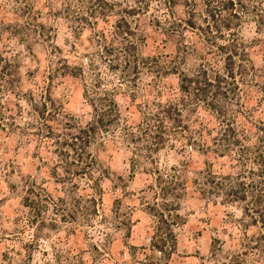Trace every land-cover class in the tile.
Returning <instances> with one entry per match:
<instances>
[{
    "label": "clouds",
    "instance_id": "1",
    "mask_svg": "<svg viewBox=\"0 0 264 264\" xmlns=\"http://www.w3.org/2000/svg\"><path fill=\"white\" fill-rule=\"evenodd\" d=\"M228 2L229 0H213L212 6L217 9L218 28L208 35L211 41L209 44L203 45L199 34L193 33L203 46V51L211 53L210 57L201 61L193 53L191 59L185 62L173 59L178 53L169 48V55L162 57L161 62L168 66L171 63L177 64V84L185 75L197 77L198 66L206 63L212 69L209 79L215 83V76L219 74L225 78L227 88L229 85L224 67L225 58L217 53L215 46L223 45L224 53L227 54L239 44L242 54L234 59L238 68L242 65L240 70L245 73L238 77L242 91L235 100L229 97L224 106L228 117H239L243 122L246 128L243 135L248 137L244 143L251 146L256 144L259 136L264 135L256 130L257 125L264 122V90L259 87L264 84V0H231L234 7L223 10V4ZM116 3L119 7L140 6L136 0H116ZM25 5L38 11L21 16L18 10H22ZM182 6L183 0H180L177 11L185 15L190 9ZM0 10L7 18L6 23L0 25V203L7 202L4 205L5 222L0 229V264H78V259L67 254V244L56 239L47 228L41 231L38 225L26 227L23 220L17 224L12 223L14 215H28L29 210L20 203L26 195V189L34 187L33 180L39 185L40 178L47 177L53 167L60 177H65L69 175L66 170L74 171L88 166L86 171L91 179L80 181L82 185L88 187L96 182L110 190L112 185L118 184L117 176L127 178L130 163L135 164L137 171L156 167L148 163L152 158L149 149L154 143L161 119L165 121L166 137L172 138L168 141L170 145L172 140L180 139L177 136L178 130L171 120L160 113V97L156 94L159 91V81L144 70L135 86L130 82V76L123 78L122 82L121 74L114 73L109 78L110 82L106 80L101 88H95L93 85L99 79V68L96 66L99 59L95 62L89 59L86 68L88 76L81 77L78 84L73 81V86L84 95L81 98L77 94L72 99V88H69L66 80L61 79L65 71L61 67L64 63L62 54L71 52V62L84 66L86 62L81 58L80 51L73 49V45L81 44L74 33L83 31L86 36L91 37L96 31L92 17H89L93 20L92 24H78L75 21L77 15H87L84 6L77 4L76 0H0ZM195 10L196 23L205 29L211 27V23H202L207 19L204 0H199V6ZM161 12L164 14L161 15ZM53 13H59V16L53 17ZM170 13V9L164 8L162 0H153V15L171 23L177 17ZM116 19L118 17L112 14L109 28ZM41 24L45 25L43 29ZM226 24H231L232 27L226 29ZM48 27L59 29V39L55 31L51 33L52 39H48ZM187 43L193 44V41L189 40ZM57 46L63 50L62 53ZM83 50L81 45V51ZM87 50L99 53V48L94 43ZM243 52L248 54L247 57ZM5 65L9 66L7 71H4ZM103 67L106 69L107 65ZM49 96L51 99H48ZM113 98L119 101L121 110L131 111L124 112L123 117L118 118L115 110H108L111 108L108 101ZM165 100L179 110L178 119L190 126L189 135L199 143L208 146L212 137L222 131L224 125L218 119H212V114L207 113V100L202 96L197 97L195 91L186 94L178 87L172 88L168 90ZM39 114H43V119ZM205 115L208 119L202 120L201 117ZM209 128L212 129L211 136L201 139L200 134L207 132ZM82 129L86 139H80ZM65 142L74 147H62ZM183 143L181 139V146ZM192 155L195 152L189 148L187 153L170 158L167 164L176 165L183 172L185 170L181 169L178 161L190 159ZM204 158L206 157H198ZM167 164L162 168L161 174L170 179ZM239 171V167L232 169L233 174ZM186 176L190 182H198L193 185V192L204 187V176L198 174L197 170H187ZM154 179V176L150 177L149 182H154ZM62 186L68 187L70 183ZM143 187L145 192H138V195H147V182ZM34 191L39 192L40 189L35 188ZM32 199L39 197L34 194ZM159 203L180 201L170 196L167 200L160 199ZM55 206L50 202V208ZM232 210L235 211L236 218L242 215L241 211L236 210V206ZM184 211H187V207ZM155 219L153 218V223ZM110 229L111 225H106L104 233ZM228 233V242H222L215 249L209 248L211 241L207 237L203 246L195 244L196 248H201L203 255L195 257L190 264H264V239H260L264 236V228L245 229L233 221L228 226ZM102 234L96 233V239L100 240ZM208 235L215 236L217 232L209 228ZM38 241L39 249L36 248ZM26 244L33 245V248H26ZM44 249L49 252L46 257L42 255ZM61 251L64 252L62 256L59 255ZM85 260L91 264L87 255Z\"/></svg>",
    "mask_w": 264,
    "mask_h": 264
},
{
    "label": "rangeland",
    "instance_id": "2",
    "mask_svg": "<svg viewBox=\"0 0 264 264\" xmlns=\"http://www.w3.org/2000/svg\"><path fill=\"white\" fill-rule=\"evenodd\" d=\"M194 1H196V6L193 7L195 10L199 6V0ZM210 1L212 2L213 0ZM107 2L108 5L101 6L103 11H113L118 17L114 22H111L110 28L108 24L111 16L106 18L99 17L97 19L92 17L94 18L96 29L94 36H86L83 31L74 33L75 38L81 44L73 45V49L80 51L81 58L86 62L85 65L73 64L71 62V52L67 55L62 54L64 63L61 67L65 71L62 73L61 79L66 80L69 88H72V99H75L77 94L81 98L84 95V93L79 92L78 88L73 86V81L78 84L81 77H87V61L92 59L95 62L98 58L99 64L96 66L99 68L97 72L99 79L93 87L97 86L101 88L106 80L110 82L109 78L114 73L121 74L122 82L123 78L130 76V82L135 86V82L140 79L141 72L144 70L151 73L159 81L157 85L159 91L156 93L160 97L159 103L167 102L165 96L168 95V90L179 88L180 85V81L179 84L176 82L177 64L171 63L168 66V64L161 62L162 57L169 55L168 49L172 48L178 53V56L173 57V59H182L185 62L191 59L193 53L197 54L200 59L202 58L201 55L205 54L203 46L197 41V37L193 35V33H198L202 39L207 35L206 29L196 23V10L193 15L189 12L181 15V12L177 11L180 7L178 5L171 11L177 19L169 23L167 20L162 21L160 16L152 14L153 0H136L140 5L136 8L119 7L116 0H107ZM224 5H227V3H224ZM139 9L140 11L137 15L122 19L126 13L131 14L133 10ZM18 11H20L21 16H27L28 13L38 10L25 5L22 10ZM205 11L206 7L204 6ZM163 14L161 12V15ZM84 17L86 18H81V15H77L74 19L78 24L93 23V20L89 19V16L87 17L85 15ZM144 17H147V19H143ZM6 20L7 18L4 12L0 10V25L5 24ZM190 23L194 25V28L189 26L192 25ZM202 23H211V27L214 26V22L210 18L203 20ZM40 27L43 29L45 25L41 24ZM230 27H232L231 24ZM53 31L57 33V39H59V29H53L52 27H48V39H52L51 33ZM189 40H192L193 44L187 43ZM93 43L99 48V53H90L87 50ZM81 45L83 46V51H81ZM57 48L62 53L63 50L59 46ZM103 65H107L106 69ZM259 87L261 90H264V84L259 85ZM48 99H51V96ZM114 100L117 103L120 117H123L124 112L131 111V109L121 110L119 101L115 98ZM50 137L51 134H49ZM187 150L180 151L178 143H175V147L170 148L167 146L153 155L156 161L155 164H151L149 161L148 163L155 165L161 171L170 158L187 153ZM194 152L195 155H192L190 159L178 161L181 169L185 170L182 172L179 169V174L182 176V180L186 182L187 189L186 195L180 200V209L177 212L180 216V224L174 227L177 241L176 250L165 264H190V261L194 260L195 257L203 255L201 248H196L195 244L198 243L203 246L205 237H207L211 241L209 248L215 249L222 242H228L229 224L235 221L244 228L242 224L248 221V219L246 221L245 219L242 220L243 204H221L220 199H216V202H211L210 200L202 198L197 192H193V180L190 182L187 178V170L195 169L199 172L205 169L206 164L213 162L214 171L227 172L225 168L226 159L216 160L211 155H204L199 151ZM198 157L206 158L198 159ZM200 166H202V169ZM172 167H176V165L167 164V171ZM149 170L137 171L136 166L132 169V163H130L127 178L117 176L118 184L112 185L110 190H106L103 185L98 184L97 192L92 190V187L95 186L94 183L88 187H84L80 182L84 180H80L78 182L79 189L77 196H82L83 198L95 197L96 201V215L88 216V219L91 221L90 226L78 222V220L82 221L79 215H76L77 220L71 223H61L59 215H54L51 209H49L47 218L56 220L58 224L57 228L54 229L45 225L44 227H38L39 230L43 231L47 228L48 232L55 236L56 239L65 242L67 244V254L73 259H78V264H89V261L85 260L86 255L91 261V264H97V262L99 264H155L150 259L153 256L150 249L153 234V220L149 215L147 205L153 202L154 194L150 190V187L154 185V182H149V180L154 175L148 173ZM49 180L51 181L50 184ZM146 182L147 195H138V192H145L143 185ZM32 184L34 188L44 189L54 200L63 198L64 196L57 195V193H61L62 188L52 177V170L48 173L47 177L40 178L39 185L34 180ZM13 187L15 186L13 185ZM23 202L24 198L20 203L25 208ZM68 202L72 201L69 199ZM6 203V201L0 203V229H2V225L5 222L4 205ZM71 204L73 205L74 202ZM234 206H236V210L242 213L239 218H236L235 211L232 210ZM185 207H187V211H184ZM28 217L29 212L27 217L14 215L12 217V223L17 224L23 220L26 227H31L34 224H30ZM72 217H75V214H72ZM106 225H111V229L107 233H104ZM221 225L223 227H220ZM209 228L211 231L217 232V235L209 236ZM96 233H103L100 240L96 239ZM86 240L89 242L85 243ZM80 245H84V247H80ZM25 247L32 249L33 245L26 244ZM36 248L39 249V241L37 242ZM48 254V249L42 250L43 256L46 257ZM59 255H64V252L61 251ZM155 257H158L157 254Z\"/></svg>",
    "mask_w": 264,
    "mask_h": 264
},
{
    "label": "trees",
    "instance_id": "3",
    "mask_svg": "<svg viewBox=\"0 0 264 264\" xmlns=\"http://www.w3.org/2000/svg\"><path fill=\"white\" fill-rule=\"evenodd\" d=\"M76 3L84 6L87 17L89 16L97 19L99 17L106 18L114 14L113 11H103L101 6L108 5L107 0H76ZM162 3L165 9H170L172 11L174 7L180 5V0H162ZM212 4L213 1L204 0V6L206 7L205 15L214 22V26L206 29L207 35L203 38L204 45L211 42L208 35L218 28L217 9L214 8ZM195 6L196 1L183 0L182 7L190 9L189 13L191 15L195 14V10L193 9ZM232 7H234V5H232L231 0H229L227 5L223 6V10ZM139 11L140 9L133 10L131 14L126 13L122 19L135 16ZM29 14L30 13H28V15ZM170 14H172V12ZM52 15L56 16L59 15V13H53ZM84 16L85 15H81V18H86ZM189 26L194 28L193 24ZM225 28H230V24H226ZM215 47L218 54L224 55V67L227 70V83L229 86L227 88L225 87V78L219 74L215 76V83H213L209 79V74L212 71L211 66L206 63H201L198 67V76L194 78L185 75L183 79L180 80L179 89L186 94L195 91L197 97H204L208 105L207 113L212 114V119H218L220 123L224 125L222 131L218 133L217 136H213L212 140L208 142V146H205L199 143L195 137L189 135L191 132L190 126L178 119L180 112L175 105L169 102L159 103L160 113L164 118L173 122L174 128L178 130L177 136L180 137V139H174L171 145L169 144L168 141L172 138L166 137L165 121L161 119L158 130L154 136V143L149 149L152 156L149 162L155 164L156 161L153 155L167 146L170 148L175 147V143H178L179 149L182 152L192 148L193 151H199L204 155H211L216 160L226 159V173L214 171L213 162L206 164L205 169L198 172V174L204 176V187L197 193L202 198L210 200L211 202H216V199H220L221 204H243L242 220L247 217L248 221L243 223L242 226L245 229L249 227L264 228V135L259 136L254 145L249 146L244 143L248 137L243 135L246 131L243 122L239 117H228L224 106V102L227 101L229 97L235 100L242 91L238 77L245 73L240 70L242 65L238 68L237 61L234 59V57L242 54V49L239 44H236L233 51L225 54L223 45ZM243 55L247 57L246 52H243ZM201 56V61H204L206 57L211 56V53L205 52V54ZM8 67V65H5L4 71H7ZM8 74L11 75V73ZM94 87L98 88L97 86ZM108 103L111 105V108L108 110H115L117 117L120 118L118 106L114 98L109 100ZM40 115L43 119V114ZM201 119L207 120L208 117L205 115L202 116ZM98 123H102V121H98ZM256 130L260 133H264V122L257 125ZM88 131H92V129H88ZM211 132V128H209L207 132H202L200 134L201 139L206 136H211ZM49 134H51V132H49ZM80 139H86L83 129ZM181 139H183L184 142L183 146H181ZM61 146L74 147L73 144H68L67 142ZM233 152H235V155H233ZM61 155H63V153H61ZM229 157H231V159H229ZM80 159H82V157ZM87 167L88 166H85L74 171L66 170L69 172V175L65 177H60L55 167L52 168V177L55 179V182L61 186V193L65 196H63V198L61 197L54 200L44 189L39 188L40 191L35 192L34 187H29L26 191L23 204L24 207L29 210L30 224L38 225V227L48 225L56 229L58 225L56 220L47 218V213L49 209H51L54 215H59L61 223H71L77 220L76 215H79L82 221L78 220V222L90 226L91 221L88 219V216L96 215L95 197L83 198L82 196H77L79 189L78 182L80 180L91 179V176L86 171ZM236 167H239L240 171L233 174L232 169ZM133 168H135L134 163H132V169ZM167 172L171 174L170 179L162 175L161 171L156 167L148 171V173L155 176L154 185L150 187V190H152L154 194L153 201H155V203L152 202L147 205V210L152 220L156 218L153 223V234L150 243V249L153 254L150 259L155 264H165L175 252L177 241L174 227L180 224V216L177 213L180 209V203L160 204L159 200H167L171 196L174 200L180 201L186 195L187 189L186 182L182 180V176L179 174V169H177V167H172ZM69 183L70 186L68 187L62 186ZM93 183L95 186L92 187V190L97 192L98 183ZM192 183L195 185L198 182L193 180ZM34 194L39 197V199H32ZM221 196L222 198H220ZM69 199L74 202L73 205L71 204L72 202H68ZM50 202L54 203L56 206L50 208ZM72 214H75V217H72ZM260 239H264V236H261ZM157 253L160 255L155 257Z\"/></svg>",
    "mask_w": 264,
    "mask_h": 264
}]
</instances>
